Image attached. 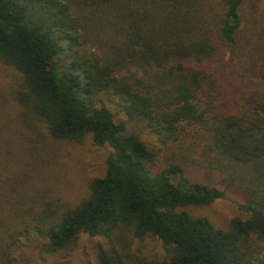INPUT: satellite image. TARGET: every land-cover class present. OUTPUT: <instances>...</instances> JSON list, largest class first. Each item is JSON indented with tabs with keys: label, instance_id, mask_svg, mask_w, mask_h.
<instances>
[{
	"label": "trees",
	"instance_id": "1",
	"mask_svg": "<svg viewBox=\"0 0 264 264\" xmlns=\"http://www.w3.org/2000/svg\"><path fill=\"white\" fill-rule=\"evenodd\" d=\"M244 2L82 0V9L32 0L33 11L22 0H0V61L20 73L12 98L23 115L41 120L55 139L82 142L91 134L111 147L104 174L74 207L48 205L22 228L0 218V264H15L13 247L30 230L50 251L81 233L102 236L98 264H264L254 244L264 243V93L239 109L214 68L237 42ZM60 40L70 49L98 44L102 54L66 62ZM99 94L116 98L128 119L182 153L156 168L159 150L112 109L95 106ZM197 168L213 174L209 182L188 177ZM229 189L239 191L248 216L232 218L226 229L185 209ZM146 236L167 247L163 260L133 250L132 239Z\"/></svg>",
	"mask_w": 264,
	"mask_h": 264
},
{
	"label": "rangeland",
	"instance_id": "2",
	"mask_svg": "<svg viewBox=\"0 0 264 264\" xmlns=\"http://www.w3.org/2000/svg\"><path fill=\"white\" fill-rule=\"evenodd\" d=\"M22 1L34 11L32 0ZM62 1L79 4L82 9L86 7L82 0ZM71 12L78 14L76 17L83 24L87 22L88 17L80 16L77 8ZM241 14L237 42L227 49L224 59L214 64L226 93L239 109L252 96L264 93V80L260 76L264 67V0H245ZM54 29L53 36L57 38L60 31L57 27ZM82 33H86L84 29L79 30ZM66 43L60 40L63 46L60 54L66 62L76 55L102 54L98 44L76 45L70 49ZM20 81V73L0 61V218L9 223L12 220L11 225L18 228L48 205L61 212L87 197L90 180L104 174L105 160L111 152L109 145L95 144L91 134L82 142L55 139L41 120L25 117L12 98V91ZM94 105L112 109L117 120H126L129 129L140 132L149 147L159 150L156 168L165 165L172 155L182 153L180 146H162L158 137L141 122L128 119L116 98L99 94L94 98ZM211 175L209 172L208 177L198 168L188 173V177L200 182H209ZM241 199L239 191L229 189L225 197L211 204L188 205L185 209L194 216H207L217 227L226 229L232 218L248 216L239 208ZM45 241L34 230L25 232L13 247L15 264H98V245L105 244L102 236L87 233H81L73 244L57 251L44 247ZM132 242L133 250L149 260H163L167 256V247L157 237L133 238ZM254 244L261 248L263 257L264 243L254 241Z\"/></svg>",
	"mask_w": 264,
	"mask_h": 264
}]
</instances>
